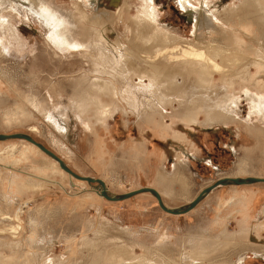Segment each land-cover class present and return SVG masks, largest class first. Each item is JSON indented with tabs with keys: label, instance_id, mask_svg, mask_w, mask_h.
Masks as SVG:
<instances>
[{
	"label": "rangeland",
	"instance_id": "obj_1",
	"mask_svg": "<svg viewBox=\"0 0 264 264\" xmlns=\"http://www.w3.org/2000/svg\"><path fill=\"white\" fill-rule=\"evenodd\" d=\"M185 1L199 6L195 0ZM41 2L48 4L55 20L63 21L61 39L17 0H0V134L31 135L76 174L103 180L114 195L141 188L159 190L171 209L190 204L220 179L264 178V88L252 85L248 89L237 82L228 97L219 88L204 89L208 92L201 97L197 93L187 100L195 105L199 97L202 113L196 108L183 114L193 105L183 108L173 97L165 106L146 93L136 105L122 95L123 111L109 120V127L96 123L92 112L94 128L81 116L79 103L86 109L96 96H86L91 86L81 80L94 72L71 47L88 45L94 32L75 6L86 7L90 15L115 14L114 23L107 22L115 31L111 39L120 36L125 45L126 38L134 37V20L148 7L155 10L158 29L195 41L197 14L182 7L184 0ZM242 2L208 0L206 5L222 11L226 5L234 8ZM212 8L205 10L213 13ZM123 82L127 83L121 79L122 86ZM144 84L149 85L146 80ZM31 101L44 108L37 111ZM103 101L115 103L111 97ZM145 107L152 108L154 115L157 112L156 122H162V129L159 122L156 128L143 122ZM217 111L223 113L215 119L207 115ZM186 113L200 122H187ZM243 161L249 165L244 175L238 171ZM96 186L63 173L55 160L26 141H0V264H113L114 260L121 264L141 260L143 264H226L221 262L224 259L233 264H264V246L253 241L258 226L264 224V183L217 187L190 213L178 216L164 212L150 193L112 202L102 198ZM243 194L254 196L244 237L237 223L239 210L230 203L232 196ZM261 233L263 243L264 230Z\"/></svg>",
	"mask_w": 264,
	"mask_h": 264
},
{
	"label": "bare ground",
	"instance_id": "obj_2",
	"mask_svg": "<svg viewBox=\"0 0 264 264\" xmlns=\"http://www.w3.org/2000/svg\"><path fill=\"white\" fill-rule=\"evenodd\" d=\"M25 1L27 2H24V0H17V3H19L21 6H24L32 15H35L42 21L47 22V24L50 25L51 34L56 35V37H59L60 39L64 36L65 30L63 29V21H60V19L55 20V18L48 11L49 9L47 3H42L41 0ZM118 1L120 2V0H112V3ZM195 1L199 6L194 4L195 2L193 3L192 1H187V5L185 0L182 2L183 8L189 11L194 10L197 14L194 33V37L196 38L195 41L183 40L184 38H178L165 32L166 30L163 31L158 29L154 19L155 10L153 11L150 9V7H148L143 9V15L139 13L140 15L136 20H134V30H132L134 37L132 40H129L128 38L125 39L127 40V45H125L126 43L124 44V41H122L123 39L120 38V36H117L115 39H111V37L114 36L115 31L112 28L110 29V26L107 22H109L108 19H110V21L114 23L116 18L115 14H111L110 17H105L104 14L90 15L86 7L80 8L79 6H75L77 15H80L82 21L86 23V25H89L91 28H93L92 30L94 32L88 45L84 46L76 43L75 46L71 47V49L78 51L75 53H78L80 56H83L88 60L89 64L92 65V72H94L92 76L87 75V79L82 78L81 80L82 82L87 80L86 83L89 82V85L91 86L88 88V91H85L86 96L91 97L94 94L96 95L94 98L89 99L90 105H87L86 109L82 102L79 103V107L83 111L81 112V116L84 118L87 125H90V127L94 128L93 124L96 122L103 127H109V120L113 119L114 116L118 114V111H123L121 104L123 97L122 95L126 96L125 98L129 102L131 101L134 105H136V102L141 99L144 101L145 98L142 97L146 93L150 94V96H153L156 99H159V101L165 106L169 101H173L174 97L176 100H178V102L183 104V108L185 106L193 105L192 107L184 109L183 114H185V112L188 113L194 111L196 108L200 113H202L203 110L201 111V107L197 105V100L200 99L199 97L197 100L195 98V105L193 103L188 105L187 103V100L190 99L192 95L196 94L195 96H197V93H199L201 97L204 91L208 92L207 90H211L215 92L217 88H219L217 91L222 90L221 92H223L224 97H228L234 87L237 85V82L246 84L248 89H250L252 85H255L256 87L258 86L259 88H264V0H243L241 6L232 8L230 5H226L223 7L222 11H219V8L207 6L209 5L208 0ZM208 7L212 8V14L205 10V8ZM120 22L122 23V21ZM81 23L82 22H80V25ZM73 33L76 34L75 32ZM73 39H76V37ZM87 40L89 39L86 38V41ZM252 68L255 69L253 74L250 72ZM216 77L219 78L221 82H219L220 85L216 82ZM135 78L139 79V83L136 85L133 83ZM121 79L123 81H127V83L123 82V86L120 83ZM145 80L148 81L149 85L144 84ZM252 81H254V83ZM105 97H111L115 103L109 104L104 102L103 99ZM222 101L223 100L221 99V102ZM31 102L34 106V109L37 111H41L44 108L38 104L39 102ZM207 103L209 102L207 101ZM133 107L137 109L136 106ZM215 107H217V105ZM215 107H212V109H216ZM145 108L146 112L144 111L145 109L143 110L144 112H142L144 116L143 118H145L143 122L146 123L149 128H156L160 125L162 129L163 125L160 124L162 122H159L158 120L157 122L159 123L156 126L157 116L155 115L157 112L154 115L151 113L153 111L152 108ZM91 112L92 117L95 120L93 124V119L90 117ZM217 112L218 113L216 115H212V113H208L207 115L210 118L215 119L223 113L219 111ZM162 114L164 115V113ZM183 118H186L187 122H200L198 117H194L192 115L190 116V114H187L186 116L184 115ZM55 163L60 167L58 162L55 161ZM238 168L239 174L244 175L249 172V165L245 161L241 162V165ZM61 170L63 173L65 172L63 169ZM30 185L31 182L26 184L27 187H30ZM32 187L40 188L39 185H34ZM96 189L100 192V196L106 199L104 196H102L101 188L96 186ZM156 191L160 194L163 201L162 193L159 190ZM253 197L254 196H250V198H247V196L243 194L242 197L239 195L238 197L232 196L230 198V203L233 206V209L239 210V219L237 223L241 224V231L243 233L241 235H243V237L246 236L248 232L247 224L250 214L247 211H251L253 209V207H251L253 205ZM262 214L264 215V210L262 211ZM236 218L237 217H235V219ZM222 223L225 222L222 221ZM258 229L259 230L256 233V237L253 238V241H257L259 244L264 246V241L263 243L260 241V238L262 237L261 232L264 230V224L258 226ZM197 243L199 242H196L195 244ZM209 243L206 244L208 245ZM214 244L217 245L218 243ZM195 246L197 247V245ZM211 246L213 245L211 244L210 247ZM263 249L264 248H262V250ZM201 250H205L204 247L203 249L201 247ZM117 258L118 257H116V259ZM139 260H137L135 263L139 262ZM221 262H226V264L232 262L233 264V261H229L227 259H224ZM113 264H121V261L119 260L117 262L114 260ZM139 264H143L142 260Z\"/></svg>",
	"mask_w": 264,
	"mask_h": 264
},
{
	"label": "water",
	"instance_id": "obj_3",
	"mask_svg": "<svg viewBox=\"0 0 264 264\" xmlns=\"http://www.w3.org/2000/svg\"><path fill=\"white\" fill-rule=\"evenodd\" d=\"M9 140H24L28 143L33 144L37 148H39L43 153H45L47 156L55 160L59 163L61 169H63L66 173H68L70 176H72L75 179L88 182L89 184H96L98 187L101 188L102 196H104L107 200L112 202L122 201L128 198H131L133 196L139 195L141 193H150L152 194L158 201L159 206L162 210H164L168 214L172 215H184L188 212L192 211L200 202L203 201L205 197H207L215 188L222 187V186H232V185H248V184H256V183H264V178H257V177H246V178H225L220 179L216 181L213 185L207 187L204 189L200 194L196 197L194 201H192L190 204H187L185 206H182L180 208H168L164 205L160 194L153 188H141L138 190H134L132 192H128L126 194L121 195H114L110 191H108L105 183L101 179L92 178V177H86V176H80L76 174L74 171H72L66 163L54 152L46 148L43 144L36 141L31 135L24 134V133H16V134H0V141H9Z\"/></svg>",
	"mask_w": 264,
	"mask_h": 264
},
{
	"label": "flooded vegetation",
	"instance_id": "obj_4",
	"mask_svg": "<svg viewBox=\"0 0 264 264\" xmlns=\"http://www.w3.org/2000/svg\"><path fill=\"white\" fill-rule=\"evenodd\" d=\"M24 2H27V1L24 0ZM43 22H44V21H43ZM45 23L47 24V22H45Z\"/></svg>",
	"mask_w": 264,
	"mask_h": 264
},
{
	"label": "crops",
	"instance_id": "obj_5",
	"mask_svg": "<svg viewBox=\"0 0 264 264\" xmlns=\"http://www.w3.org/2000/svg\"><path fill=\"white\" fill-rule=\"evenodd\" d=\"M244 241V240H243ZM247 241V240H246Z\"/></svg>",
	"mask_w": 264,
	"mask_h": 264
}]
</instances>
